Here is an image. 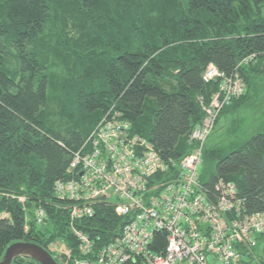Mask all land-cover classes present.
I'll return each instance as SVG.
<instances>
[{
  "label": "trees",
  "instance_id": "1",
  "mask_svg": "<svg viewBox=\"0 0 264 264\" xmlns=\"http://www.w3.org/2000/svg\"><path fill=\"white\" fill-rule=\"evenodd\" d=\"M210 65L245 85L216 128L264 87V0H0V260L17 242L51 253L63 241L78 256L55 185L111 109L167 164L191 154L188 136L221 83L204 79ZM237 140L205 145L200 181L213 192L235 182L249 212L264 211V132ZM95 211L76 226L103 244L127 218ZM257 241L238 247L243 264H264V234Z\"/></svg>",
  "mask_w": 264,
  "mask_h": 264
},
{
  "label": "built area",
  "instance_id": "2",
  "mask_svg": "<svg viewBox=\"0 0 264 264\" xmlns=\"http://www.w3.org/2000/svg\"><path fill=\"white\" fill-rule=\"evenodd\" d=\"M204 79H220L219 89L188 136L191 154L173 164L132 133L119 112L111 109L100 120L89 137L91 147L72 159L71 178L55 185L79 250L73 257L67 249L62 264H243L238 247L257 246L264 211L250 213L235 182L219 180L213 192L200 181L205 145L218 116L245 85L237 73L228 77L214 65ZM98 204L127 218L118 235L103 244L100 236L76 226L94 218ZM47 218L45 209L36 211L38 225Z\"/></svg>",
  "mask_w": 264,
  "mask_h": 264
},
{
  "label": "rangeland",
  "instance_id": "3",
  "mask_svg": "<svg viewBox=\"0 0 264 264\" xmlns=\"http://www.w3.org/2000/svg\"><path fill=\"white\" fill-rule=\"evenodd\" d=\"M60 72L63 71L60 70ZM253 101L255 102L254 105L244 108L237 113L222 115L214 132L208 138L206 147L210 149L219 142L229 143L235 138L238 139L237 141L240 139L248 140L254 134L264 132V87ZM212 171H215V167L212 168ZM50 250L53 257H59L67 251V248L65 242L57 241L51 245ZM261 252V248L256 250V253Z\"/></svg>",
  "mask_w": 264,
  "mask_h": 264
},
{
  "label": "water",
  "instance_id": "4",
  "mask_svg": "<svg viewBox=\"0 0 264 264\" xmlns=\"http://www.w3.org/2000/svg\"><path fill=\"white\" fill-rule=\"evenodd\" d=\"M18 257H26L39 264H58L48 250L30 242H17L11 244L1 258L0 264H12Z\"/></svg>",
  "mask_w": 264,
  "mask_h": 264
}]
</instances>
